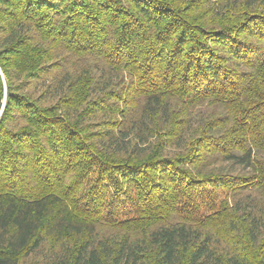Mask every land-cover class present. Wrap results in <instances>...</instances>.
<instances>
[{
  "label": "trees",
  "instance_id": "trees-1",
  "mask_svg": "<svg viewBox=\"0 0 264 264\" xmlns=\"http://www.w3.org/2000/svg\"><path fill=\"white\" fill-rule=\"evenodd\" d=\"M0 113V264H264V0H0Z\"/></svg>",
  "mask_w": 264,
  "mask_h": 264
},
{
  "label": "rangeland",
  "instance_id": "rangeland-1",
  "mask_svg": "<svg viewBox=\"0 0 264 264\" xmlns=\"http://www.w3.org/2000/svg\"><path fill=\"white\" fill-rule=\"evenodd\" d=\"M0 116H1V113H0ZM85 188H87V187H85ZM113 188V190H114V187H112ZM111 188V189H112ZM132 207V206H131ZM129 205H125V204H123L122 206H117L116 208H114V209H117V211H119L118 209H121L122 211H124V213H127L128 212V210H129Z\"/></svg>",
  "mask_w": 264,
  "mask_h": 264
}]
</instances>
